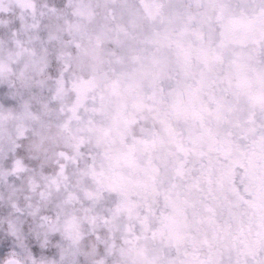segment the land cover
<instances>
[{"label":"clouds","instance_id":"obj_1","mask_svg":"<svg viewBox=\"0 0 264 264\" xmlns=\"http://www.w3.org/2000/svg\"><path fill=\"white\" fill-rule=\"evenodd\" d=\"M153 2L0 0V264H264V0Z\"/></svg>","mask_w":264,"mask_h":264},{"label":"snow or ice","instance_id":"obj_2","mask_svg":"<svg viewBox=\"0 0 264 264\" xmlns=\"http://www.w3.org/2000/svg\"><path fill=\"white\" fill-rule=\"evenodd\" d=\"M145 10L148 15L153 19L156 20L159 18L161 21L168 19L170 23L174 22L175 19L179 18L183 11V6L177 2V0H168V3L163 2H153L149 5H145ZM187 15V22L191 23L194 17L190 14ZM183 37V33L180 36L175 37V39H171L168 36H165L164 39L168 41L169 44L175 43L177 46L181 47L183 52V57L177 65L171 69L174 72L182 73L184 79H190L192 77V73L190 71L191 60H192V53L189 50L183 49L182 45L180 44V40ZM159 43L160 41H156ZM212 55V50L208 49L204 46H201L199 50V58L202 62L207 63ZM216 59H219L217 56ZM167 75V72L161 69L158 73L154 76V85L156 81L164 79ZM200 87L193 88L191 85H187L184 89V92L181 95H187L188 105L184 106L183 101H181V106L177 108L176 112V119L177 121L183 120L187 122L189 119H204V114L209 116L215 115L217 119L222 118L224 112V105L217 104L215 113H212L207 105H205L202 101V91L205 87H211V82L208 76L205 74H201V79L199 81Z\"/></svg>","mask_w":264,"mask_h":264}]
</instances>
